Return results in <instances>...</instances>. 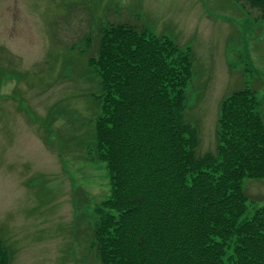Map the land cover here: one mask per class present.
Instances as JSON below:
<instances>
[{"label":"rangeland","instance_id":"obj_1","mask_svg":"<svg viewBox=\"0 0 264 264\" xmlns=\"http://www.w3.org/2000/svg\"><path fill=\"white\" fill-rule=\"evenodd\" d=\"M239 0H0V241L7 264H99L92 227L111 194L88 140L97 80L85 65L97 30L126 23L192 56L184 119L202 156L220 102L256 91L264 119V20ZM91 37L90 46L83 42ZM88 146H85L87 145ZM249 219L264 181L244 180Z\"/></svg>","mask_w":264,"mask_h":264},{"label":"trees","instance_id":"obj_2","mask_svg":"<svg viewBox=\"0 0 264 264\" xmlns=\"http://www.w3.org/2000/svg\"><path fill=\"white\" fill-rule=\"evenodd\" d=\"M240 1L264 20V0ZM97 32L85 63L99 87L88 155L111 177L89 246L99 264H264V206L240 221L243 181H264L256 91L220 102L216 147L198 156V132L184 119L190 52L126 23Z\"/></svg>","mask_w":264,"mask_h":264}]
</instances>
